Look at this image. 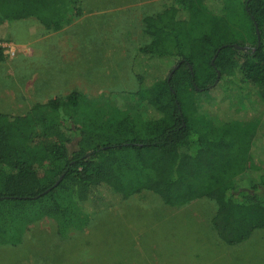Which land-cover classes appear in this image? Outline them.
<instances>
[{"label":"trees","instance_id":"16d2710c","mask_svg":"<svg viewBox=\"0 0 264 264\" xmlns=\"http://www.w3.org/2000/svg\"><path fill=\"white\" fill-rule=\"evenodd\" d=\"M74 3L0 0V26L34 18L58 32ZM177 4L144 19L150 42L132 65L141 112L80 123L77 92L24 116L0 112V245L43 218L64 236L143 192L169 207L214 201V229L228 245L264 229V134L236 120L229 102L233 88L264 91V0Z\"/></svg>","mask_w":264,"mask_h":264},{"label":"rangeland","instance_id":"374dc122","mask_svg":"<svg viewBox=\"0 0 264 264\" xmlns=\"http://www.w3.org/2000/svg\"><path fill=\"white\" fill-rule=\"evenodd\" d=\"M177 6V0H75L66 27L58 32L47 31L34 18L2 24L0 46L9 45L16 54H7L5 48L6 59L0 62V112L24 114L73 91L81 95L76 118L80 123L93 113L108 122L124 111L141 112L132 65L140 48L150 42L144 19ZM19 34H27V39H19ZM31 47L37 48L36 58ZM29 69L37 70V94L28 86L18 91L12 84H24ZM9 88L14 102L3 96ZM229 98L236 120L252 122L258 135L264 134V91L233 88ZM199 100L205 105L210 96ZM19 104L24 111L14 109ZM185 206L168 207L159 196L143 192L91 214L83 227L64 236L53 219L43 218L26 228L19 243L0 245V264H153L155 259L161 260L157 264H264V244L240 254L236 246L213 236L197 209L216 213L214 201L201 199ZM196 247L202 256L188 258Z\"/></svg>","mask_w":264,"mask_h":264},{"label":"crops","instance_id":"0c3cea01","mask_svg":"<svg viewBox=\"0 0 264 264\" xmlns=\"http://www.w3.org/2000/svg\"><path fill=\"white\" fill-rule=\"evenodd\" d=\"M27 34H19L17 37L19 38V39H27ZM36 40V39H35ZM34 41V40H33ZM19 42V41H18ZM27 42H19V44H26ZM31 51H30V53H31V55H33V56H35V58L37 57V54H38V51H37V48L36 47H31V49H30ZM2 71H4V69L2 70ZM32 69H29V75L24 79V84H18V83H16L15 84V86H16V88L18 87L19 88V90L18 91H22L23 90V86H24V89H26L27 88V86L29 87V91H34L36 94H37V92H38V85H37V70H35V71H33ZM19 72H21L22 74L25 72V71H21V70H19ZM21 74V75H22ZM66 75H67V73H66ZM28 78V79H27ZM27 81V82H26ZM11 90H13V89H8V90H6L7 91V93L6 92H3L4 93V95L3 96H8V98H9V101H12V102H14L13 100L14 99H11L12 97V95L11 94H13V92H11ZM74 92V91H73ZM72 92V93H73ZM77 92V91H76ZM71 93V94H72ZM21 94H22V92H21ZM70 94V95H71ZM24 96V95H23ZM21 98H23V97H21ZM21 98L19 99V101L21 100ZM53 98H55V97H53ZM52 98V99H53ZM58 98H61V97H58ZM4 100V99H3ZM2 100V101H3ZM51 100V99H50ZM49 99H48V102L50 101ZM21 102H24V101H22L21 100ZM1 104V103H0ZM37 105V104H36ZM35 106V105H34ZM33 106V107H34ZM25 107V106H24ZM33 107H30V109H29V111L33 108ZM23 106H22V104H19L18 105V107H15L14 109L15 110H19L20 112H22V111H24L25 109L23 108ZM0 110H2V109H0ZM29 111H27L26 113H24V114H22V113H20V115H14V116H24V115H26ZM2 113H4V114H9V113H5L4 111L2 112ZM10 115H13V114H10ZM169 207V206H168ZM182 207H186L185 205L184 206H180V207H172V208H175V209H181ZM207 209V208H206ZM197 210H199L201 213H202V216H204L205 218H206V222H207V224H208V226H210V228H211V231H212V233H213V236H217L218 234H217V232H216V230L214 229V225H213V219H214V217H215V215H216V213L212 210V209H207V210H205V207H201V209L200 208H198ZM217 212V211H216ZM198 215V214H197ZM217 234V235H216ZM220 240V242H222V243H224L226 246H228V247H235L236 246V249H237V252H239L240 254H242V252L243 253H247V252H249V251H251L253 248H255L258 244L260 245V244H264V229H258V230H255L252 234H251V236L247 239V240H245V241H243V242H241V243H239V244H237V245H228V244H226L223 240H221V239H219ZM195 241V240H194ZM197 248V247H196ZM225 249L227 250L226 252H227V254H228V256L230 257V251H229V249L227 248V247H225ZM199 251V249L197 248V252L195 253V255H192V256H188V258H190V257H194L193 258V260H198L197 258H200V255L202 256V254L203 253H201V252H198ZM226 252H224V253H226ZM220 254H222V253H220ZM224 257H226V256H224V254H223V258ZM228 257V258H229ZM221 259V258H220ZM219 259V260H220ZM158 260H160V259H155L154 261H153V264H157V262H158ZM161 261V260H160ZM264 263V262H263Z\"/></svg>","mask_w":264,"mask_h":264},{"label":"built area","instance_id":"2783aa9c","mask_svg":"<svg viewBox=\"0 0 264 264\" xmlns=\"http://www.w3.org/2000/svg\"><path fill=\"white\" fill-rule=\"evenodd\" d=\"M5 48H9V50H7V54L9 53L11 56H14L16 54V51L13 50V48H11V46H6Z\"/></svg>","mask_w":264,"mask_h":264},{"label":"water","instance_id":"95a60500","mask_svg":"<svg viewBox=\"0 0 264 264\" xmlns=\"http://www.w3.org/2000/svg\"><path fill=\"white\" fill-rule=\"evenodd\" d=\"M256 30H257V33H258V38L260 39V37H259V29H258V27H257V25H256ZM220 77V74H218V78ZM61 180V179H60Z\"/></svg>","mask_w":264,"mask_h":264}]
</instances>
